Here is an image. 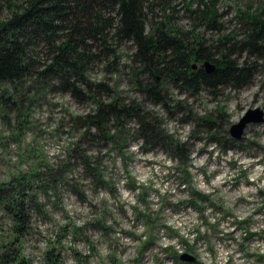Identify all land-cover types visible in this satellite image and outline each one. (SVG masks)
Returning a JSON list of instances; mask_svg holds the SVG:
<instances>
[{
	"label": "rangeland",
	"instance_id": "1",
	"mask_svg": "<svg viewBox=\"0 0 264 264\" xmlns=\"http://www.w3.org/2000/svg\"><path fill=\"white\" fill-rule=\"evenodd\" d=\"M183 1H171L174 22L215 41L218 32L193 24ZM201 3L215 6L221 34L241 40L237 10L264 0L191 8ZM133 52L121 48L119 72L100 62L88 75L110 88L97 99L140 107L154 135L132 117L103 139L83 121L93 102L56 85L26 83L19 113L0 105V188L4 199L23 193L26 219L17 226L0 205V254L19 252L25 264H264V58L238 55L256 65L241 88L168 81L155 103L133 85ZM249 111L260 115L232 135Z\"/></svg>",
	"mask_w": 264,
	"mask_h": 264
},
{
	"label": "trees",
	"instance_id": "2",
	"mask_svg": "<svg viewBox=\"0 0 264 264\" xmlns=\"http://www.w3.org/2000/svg\"><path fill=\"white\" fill-rule=\"evenodd\" d=\"M171 1L0 0V105L19 113L26 83L31 81L42 91L56 85L80 101L93 102L94 110L83 121L101 132L103 139H111L109 125L121 126L132 117L142 131L154 135V125L140 107L117 97L110 102L97 99L101 93L109 95L110 88L92 82L88 75L90 66L100 62L109 72H119L120 50L127 43L134 47L129 56L133 85L155 103H164L162 91L168 81L209 90L226 85L238 89L250 83L255 61H240L238 55L264 58V4L237 10L235 19L244 30L237 40L233 32L221 34L224 26L213 4L192 9L194 0H184L193 24L199 19L218 32L215 41H208L196 28L184 30L174 22ZM204 62L214 66L211 72ZM176 149L182 157V148L176 145ZM17 190L16 196L4 199L0 188V205L22 228L24 200ZM0 264H25V260L19 252L7 251L0 254Z\"/></svg>",
	"mask_w": 264,
	"mask_h": 264
},
{
	"label": "water",
	"instance_id": "3",
	"mask_svg": "<svg viewBox=\"0 0 264 264\" xmlns=\"http://www.w3.org/2000/svg\"><path fill=\"white\" fill-rule=\"evenodd\" d=\"M203 65L205 66L207 72H211L214 68V66L211 65L209 62H204ZM255 113H258V115H260L259 111H249L244 117H242L237 124L233 125L231 129V134L235 135L236 137H239L242 134V131L246 124L250 121H255V119L253 118V114Z\"/></svg>",
	"mask_w": 264,
	"mask_h": 264
}]
</instances>
